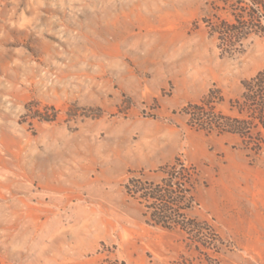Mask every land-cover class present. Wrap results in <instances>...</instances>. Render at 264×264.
Here are the masks:
<instances>
[{
  "label": "rangeland",
  "instance_id": "1",
  "mask_svg": "<svg viewBox=\"0 0 264 264\" xmlns=\"http://www.w3.org/2000/svg\"><path fill=\"white\" fill-rule=\"evenodd\" d=\"M214 2L0 0V264H264V145L182 112L218 89L229 114L264 69V37L221 55ZM177 157L205 246L124 190Z\"/></svg>",
  "mask_w": 264,
  "mask_h": 264
},
{
  "label": "trees",
  "instance_id": "2",
  "mask_svg": "<svg viewBox=\"0 0 264 264\" xmlns=\"http://www.w3.org/2000/svg\"><path fill=\"white\" fill-rule=\"evenodd\" d=\"M211 11L202 22L216 39L221 55L240 53L250 36L264 37V0H215ZM241 87L240 95L229 102V114L217 110L224 101L218 89L209 90L198 103L187 104L182 112L190 128L206 135L238 136L245 148L258 151L264 145V69L242 81ZM159 170L163 174L159 182L130 178L124 185L125 193L142 205L147 225L178 229L190 243L205 246L199 238L205 229L187 218L194 168L177 157ZM180 259L182 262L183 257Z\"/></svg>",
  "mask_w": 264,
  "mask_h": 264
},
{
  "label": "crops",
  "instance_id": "3",
  "mask_svg": "<svg viewBox=\"0 0 264 264\" xmlns=\"http://www.w3.org/2000/svg\"><path fill=\"white\" fill-rule=\"evenodd\" d=\"M143 218V217H142ZM143 223L145 224V225H147L146 223H145V221H144V218H143ZM147 226H149V225H147Z\"/></svg>",
  "mask_w": 264,
  "mask_h": 264
}]
</instances>
